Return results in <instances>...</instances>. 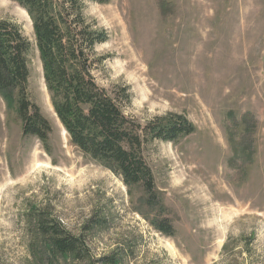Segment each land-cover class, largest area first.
Listing matches in <instances>:
<instances>
[{
  "label": "rangeland",
  "instance_id": "obj_1",
  "mask_svg": "<svg viewBox=\"0 0 264 264\" xmlns=\"http://www.w3.org/2000/svg\"><path fill=\"white\" fill-rule=\"evenodd\" d=\"M82 14L107 34L98 83L125 88L141 123L186 118L193 134L144 149L159 204L70 143L45 88L32 22L13 0L0 21L31 45L29 95L50 123L22 135L0 97V264H264V0H100ZM45 219L83 241L53 255ZM166 219L174 234L159 233Z\"/></svg>",
  "mask_w": 264,
  "mask_h": 264
},
{
  "label": "trees",
  "instance_id": "obj_2",
  "mask_svg": "<svg viewBox=\"0 0 264 264\" xmlns=\"http://www.w3.org/2000/svg\"><path fill=\"white\" fill-rule=\"evenodd\" d=\"M28 14L50 103L69 143L84 156L98 162L121 178L126 186L141 185L146 205H158L151 169L144 149L154 142L175 143L194 133L183 116L170 115L143 125L125 115L127 89L108 91L98 83L105 56L96 52L107 34L93 29L83 17L85 2L100 0H13ZM31 45L13 24L0 21V97L14 104L23 136L46 143L50 123L29 95ZM53 255L81 259L86 247L78 237L66 233L52 220L39 223ZM168 237L174 230L168 220L155 223ZM101 262V263H100ZM100 264H115L105 257Z\"/></svg>",
  "mask_w": 264,
  "mask_h": 264
},
{
  "label": "bare ground",
  "instance_id": "obj_3",
  "mask_svg": "<svg viewBox=\"0 0 264 264\" xmlns=\"http://www.w3.org/2000/svg\"><path fill=\"white\" fill-rule=\"evenodd\" d=\"M64 132V131H63Z\"/></svg>",
  "mask_w": 264,
  "mask_h": 264
}]
</instances>
